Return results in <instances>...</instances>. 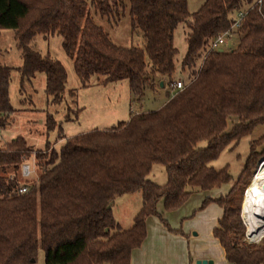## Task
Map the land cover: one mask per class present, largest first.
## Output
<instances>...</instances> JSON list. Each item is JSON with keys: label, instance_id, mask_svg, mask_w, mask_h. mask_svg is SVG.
<instances>
[{"label": "trees", "instance_id": "trees-1", "mask_svg": "<svg viewBox=\"0 0 264 264\" xmlns=\"http://www.w3.org/2000/svg\"><path fill=\"white\" fill-rule=\"evenodd\" d=\"M128 2L130 26L141 43L121 46L90 11L111 17L122 0H0V28L13 29L21 81L42 72L51 103L63 99L67 73L58 59L32 48L36 34L61 36L81 86L94 75L99 83L125 79L136 102L160 80L172 89L177 71L184 75L183 88L159 108H130L127 120L108 128L64 137L47 113L45 129L57 127L58 138L65 139L58 150L49 142L36 149L22 135L0 141V264H33L39 248L44 264H129L131 250L145 238L149 216L173 230L157 209L160 200L165 210H175L191 193L231 181L225 195L206 196L198 208L210 202L221 207L212 235L228 264H264V237L257 244L243 242L240 216L245 177L264 155V148L256 150L254 144L264 135L249 143L235 180L227 165L215 169L209 164L227 145L235 146L264 124V0H204L193 12L186 0ZM239 11L243 16L231 29ZM181 22L188 31L178 61L173 32ZM225 31L238 35L236 46L211 49ZM9 79L10 67L0 64V129L16 110L9 100ZM231 116L237 121L225 131ZM31 157L35 179L33 172L29 177L20 172ZM154 163L164 166L163 183L148 178ZM138 191L140 208L122 229L111 203Z\"/></svg>", "mask_w": 264, "mask_h": 264}, {"label": "rangeland", "instance_id": "rangeland-1", "mask_svg": "<svg viewBox=\"0 0 264 264\" xmlns=\"http://www.w3.org/2000/svg\"><path fill=\"white\" fill-rule=\"evenodd\" d=\"M203 1L186 0L187 10L189 12L195 11ZM128 8V0H122V5L117 11L118 13L111 17L101 16L93 10L90 11V15L94 22L103 28L115 44L121 46L140 44L141 35L133 32L131 29ZM187 31V26L184 22H181L173 32V43L177 48L176 58L178 61L186 49L184 37ZM237 41L238 35L236 33H229L218 48L230 50L236 46ZM31 46L41 54H49L62 63L67 73L65 93L61 102L57 104L51 103L44 91V74L42 72L35 73L30 80L23 79L21 81L18 67L22 64V58L19 49L15 45L13 29L0 28V64L10 67L9 100L16 109L11 115L9 124L4 129H0V141L2 142L17 135H22L27 143L36 149L42 148L46 142H49L58 150L65 139L58 138L60 133L57 127L48 131L45 129L44 120L47 113L52 114L57 125L60 124L62 136L68 137L95 128H108L118 121H124L130 115V108L133 111L139 110L140 107L142 111L157 109L164 103L168 95L177 90L175 88L169 90L166 88V91H168L166 94L165 89L159 88L158 83L156 90L146 88L142 97L136 102L125 79L99 83L94 75L86 86H81L79 79L74 73L72 60L62 46L61 36L56 34H36L31 42ZM177 78L183 79L184 75L177 71L175 79ZM165 85L166 87L168 86L166 81ZM69 90H73V93L70 94ZM236 121L237 118L231 116L227 121L225 131H229L232 124ZM261 135H264V124L256 125L250 133L242 136L235 146L232 147L233 143L227 145L209 164L215 169H220L224 165H227L228 172L233 177V180H235L248 154L249 143ZM204 143V141H201L199 145H204ZM262 148H264V138L259 144H254V149L260 150ZM262 158H264V155L257 158L250 173L245 177V184L240 196V207L242 206V211L240 208V216H242L241 219L245 226L242 241L247 244H257L264 237L263 229L256 235L262 236L260 239L257 241L253 239V242L248 240V225L243 204L244 193L252 181L253 173L259 163L258 161H261ZM26 161L34 169L30 178L35 179L38 173L36 166H34L35 161L32 157ZM148 178L156 183H163L166 179L164 166L160 163H154ZM193 193L195 195L190 196ZM193 193L175 210L167 211L163 208L166 212L164 213V211H159L157 207L169 227L173 230H168L154 216H152L154 220L152 222L158 224L157 226L163 232L170 234L173 239H176L175 236L186 237V235H189L192 237L193 233L199 231V241L203 242V233L206 231L207 225L206 221L201 218V214H199L200 210L203 209L198 208L201 203L200 200L198 201L199 193ZM140 202V192L138 191L133 194L118 196L111 203V207L118 219L116 221L122 229H126L132 224L131 217L136 209H138ZM174 246L175 248L177 247L176 242ZM33 264H44L42 249L39 248L37 250L36 260Z\"/></svg>", "mask_w": 264, "mask_h": 264}, {"label": "crops", "instance_id": "crops-1", "mask_svg": "<svg viewBox=\"0 0 264 264\" xmlns=\"http://www.w3.org/2000/svg\"><path fill=\"white\" fill-rule=\"evenodd\" d=\"M155 79L157 80L158 78L156 77ZM158 83L159 88H163L165 91L166 88L168 89V87L165 85V81L160 80ZM158 83L152 87L153 90H156ZM167 93L168 91H166V94ZM167 98L168 96L166 97V100ZM137 111H142L141 107ZM231 184L232 181L223 183L209 190L197 191V193H199L198 201L200 200L201 202L206 196L214 198L225 195L229 191ZM192 195H195V193L191 194L190 196ZM157 207L159 211H164L162 202L159 201ZM139 208L140 205L138 209ZM138 209H136L135 213L138 211ZM164 213L166 212L164 211ZM221 213V207L215 202L208 203L202 210H200L199 214H201V218L206 221L205 223L207 225L206 231L203 233V242L199 241V231L197 233H193L192 237L189 235H186V237L175 236L176 239H173L171 238L172 236L170 234L163 232L161 228L157 226L158 224L152 222L154 220L152 216H149L146 220L145 238L138 247L131 250L129 264H195V260L203 258L211 259L213 264H228L221 245L212 235V229L216 225ZM113 215L118 221L114 211ZM133 216L131 217L132 219ZM175 242L177 243L176 248L174 246ZM185 242L187 246L185 245Z\"/></svg>", "mask_w": 264, "mask_h": 264}, {"label": "bare ground", "instance_id": "bare-ground-1", "mask_svg": "<svg viewBox=\"0 0 264 264\" xmlns=\"http://www.w3.org/2000/svg\"><path fill=\"white\" fill-rule=\"evenodd\" d=\"M264 158L259 161L252 181L244 193L245 222L248 225L247 238L253 241L254 237L264 229Z\"/></svg>", "mask_w": 264, "mask_h": 264}, {"label": "built area", "instance_id": "built-area-1", "mask_svg": "<svg viewBox=\"0 0 264 264\" xmlns=\"http://www.w3.org/2000/svg\"><path fill=\"white\" fill-rule=\"evenodd\" d=\"M242 16H243V12L242 11H239V12L236 13L235 20H234L233 24L231 25V29H235V28L238 27ZM229 33H231V32L230 31H225V32L217 35L216 38L211 43V46H210L211 49L218 48L219 45L224 42L225 36L228 35ZM171 86H172V88H175V89H181V88H183L184 83H183V81L180 78H177V79H175L174 81L171 82ZM20 172H21V176L22 177H29L30 174L33 172L32 165H30V163L25 160L21 164ZM25 189H26L25 187H21L20 191H25ZM249 241H251V240H249Z\"/></svg>", "mask_w": 264, "mask_h": 264}, {"label": "water", "instance_id": "water-1", "mask_svg": "<svg viewBox=\"0 0 264 264\" xmlns=\"http://www.w3.org/2000/svg\"><path fill=\"white\" fill-rule=\"evenodd\" d=\"M221 50H222L221 48H218V51H221ZM263 189H264V184H263ZM241 211H242V206H241ZM195 264H213V261L211 259H205V258H203V259H197V260H195Z\"/></svg>", "mask_w": 264, "mask_h": 264}]
</instances>
